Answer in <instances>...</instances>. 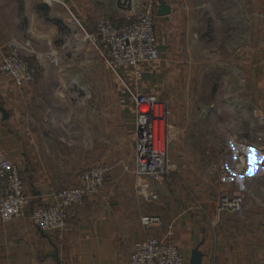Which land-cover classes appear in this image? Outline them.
Returning <instances> with one entry per match:
<instances>
[{
    "label": "rangeland",
    "instance_id": "obj_1",
    "mask_svg": "<svg viewBox=\"0 0 264 264\" xmlns=\"http://www.w3.org/2000/svg\"><path fill=\"white\" fill-rule=\"evenodd\" d=\"M125 1L128 6L122 8L120 0H0V59L11 49L36 64L35 81L23 87L25 92H33V96L27 101L19 100L28 107L31 103L36 107V130L63 135V139L62 136L45 139L48 147L58 148L70 160L72 148L75 153L78 151L80 156L74 159H80V170L92 165L108 166L109 180L122 183L116 184V190H131L140 195L135 187L129 188L137 180L133 136L122 124L123 110L132 103L125 94L124 84L131 87L134 81L128 79L129 75L127 78L120 74L125 81L122 83L78 26L92 33L95 21L101 16L123 24L147 0ZM150 1L155 14L158 0ZM178 1L180 15L169 26L165 25L162 39L160 33L163 48L159 59L142 68L137 85L143 93L167 103L168 124L175 121L179 136L183 135V128L185 134L179 140H172L171 154L169 139L168 153L174 171L161 183L143 179L162 186L166 197H171L172 192L174 196L176 192L179 195L191 192L197 197L204 193L215 196L218 202L225 190L220 187L223 183L216 166L224 160L233 164L230 142L237 140L250 148L264 146V92L258 89L254 99L253 81L241 69L239 74L230 75V70L237 66L232 58V12L229 10L233 1L222 0L224 16L230 20L221 22L218 33L213 7L220 0ZM186 10L188 17L183 15ZM156 34L159 42L158 31ZM51 56L57 59L56 63L48 61ZM190 71L193 75H189ZM212 102L225 107L233 104L237 123H228L231 117L226 114L223 117L226 122L202 126L201 116L211 109ZM90 116L94 123L86 127ZM207 132L210 136L204 134ZM71 133H78L80 139L70 140ZM254 159L256 156L252 153L249 162ZM248 173L242 171L239 182L243 199L250 184L247 181L243 184L241 180L244 182ZM256 176L263 181L264 172L260 170ZM227 184L229 194L238 190L232 182Z\"/></svg>",
    "mask_w": 264,
    "mask_h": 264
},
{
    "label": "crops",
    "instance_id": "obj_2",
    "mask_svg": "<svg viewBox=\"0 0 264 264\" xmlns=\"http://www.w3.org/2000/svg\"><path fill=\"white\" fill-rule=\"evenodd\" d=\"M232 1L231 9L229 7L232 12V58L237 66L230 70V75L239 74L241 69L253 81L255 99L258 89L264 92V0ZM179 4L178 0H158L156 4L154 25L156 33H159V52L163 48L161 39L166 33L165 25L169 26L180 15ZM163 8L167 11L163 12ZM213 12L218 33L221 22L226 23L227 20L222 0L213 7ZM183 15L188 17V11ZM53 60L57 62L55 57L48 59L55 63ZM189 75L193 72L190 71ZM23 87L18 88L12 80L0 76V158L17 166L31 205L49 204L54 192L75 184V174L81 167L80 159L75 160L74 157H79L80 153H75L72 148L73 159L70 160L58 148L48 147L45 139H61L60 136L63 139V135L36 130V107L32 103L28 107L19 100H29L33 92H25ZM210 108L205 116H201L202 126L226 122L223 120L226 114L231 117L228 123H237L233 104L225 107L212 102ZM122 114V124L133 136L134 148L133 103H128ZM93 123L90 116L85 125L91 127ZM175 123L169 124L168 129L170 154L172 140H179L185 134L183 128V135L179 136L180 129ZM204 134L210 136L209 132ZM68 138L80 139V135L71 133ZM251 148L256 159L246 166V173L254 171V174L246 175L244 182L241 180L250 186L246 188L238 211L218 213L215 196L204 193L197 197L191 192L185 195L176 192L177 196L172 192L171 197H166L163 187L145 182L147 178L142 179L147 187L142 195L137 191L136 183L129 186L135 187L141 196L131 190L119 191L115 188L121 182L110 181L109 175L99 194L87 197L81 204L68 209V228L64 232L40 231L27 216L9 222L0 220V264H128L134 242L161 237L164 233V228L141 225L140 218L145 215L159 216L164 224L172 223L169 240L182 253L183 264H193L192 259L196 255L199 256V264H264V179L262 181L256 176L260 170L264 172V146ZM220 180L223 183L220 187L229 194L228 182ZM192 186L193 182H190V189ZM148 191L156 192L158 198L149 201Z\"/></svg>",
    "mask_w": 264,
    "mask_h": 264
},
{
    "label": "built area",
    "instance_id": "obj_3",
    "mask_svg": "<svg viewBox=\"0 0 264 264\" xmlns=\"http://www.w3.org/2000/svg\"><path fill=\"white\" fill-rule=\"evenodd\" d=\"M46 1V0H45ZM58 1V0H47ZM130 5L132 3L130 2ZM122 8L128 1L120 0ZM86 37L95 46L107 67L118 79L122 77L134 81L126 86V93L135 108L134 165L137 174L136 185L142 195L147 191L142 179L161 183L165 176L174 171L168 153V109L167 103L155 95L141 92L137 80L142 76L145 65L159 59V42L155 31L152 3L147 0L132 19L123 24L114 23L110 18L101 16L94 24V31L88 33L78 25ZM56 63V60H53ZM0 75L12 80L18 88L31 84L37 76L36 64L21 57L17 51L9 50L0 59ZM144 108V110H142ZM233 164L223 161L217 165L220 179L232 182L238 190L231 194L222 191L219 195L216 211H236L242 206L240 179L249 163L250 147L240 141L230 142ZM110 168L106 165L85 167L76 175L75 184L53 193L49 204L31 205L26 194L22 177L17 166L8 159L0 158V220L9 222L27 216L40 231L64 232L68 228V209L81 204L84 199L99 194L104 186ZM150 200H156L158 194L148 191ZM145 228H164L161 237H149L133 243L128 264H183L184 257L179 248L170 242L172 223H163L159 216L145 215L140 218Z\"/></svg>",
    "mask_w": 264,
    "mask_h": 264
},
{
    "label": "water",
    "instance_id": "obj_4",
    "mask_svg": "<svg viewBox=\"0 0 264 264\" xmlns=\"http://www.w3.org/2000/svg\"><path fill=\"white\" fill-rule=\"evenodd\" d=\"M167 11V9L166 8H163V12H166ZM157 13H159V12H157ZM199 261H200V259H199V256H193V259H192V263L193 264H199Z\"/></svg>",
    "mask_w": 264,
    "mask_h": 264
},
{
    "label": "snow or ice",
    "instance_id": "obj_5",
    "mask_svg": "<svg viewBox=\"0 0 264 264\" xmlns=\"http://www.w3.org/2000/svg\"><path fill=\"white\" fill-rule=\"evenodd\" d=\"M249 151H250V154H251V152H252L253 150L250 149ZM252 174H253L252 171H249L248 175L251 176Z\"/></svg>",
    "mask_w": 264,
    "mask_h": 264
},
{
    "label": "bare ground",
    "instance_id": "obj_6",
    "mask_svg": "<svg viewBox=\"0 0 264 264\" xmlns=\"http://www.w3.org/2000/svg\"><path fill=\"white\" fill-rule=\"evenodd\" d=\"M142 110H144V108Z\"/></svg>",
    "mask_w": 264,
    "mask_h": 264
}]
</instances>
